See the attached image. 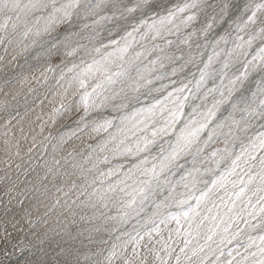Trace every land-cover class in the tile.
I'll use <instances>...</instances> for the list:
<instances>
[{
	"label": "snow or ice",
	"instance_id": "snow-or-ice-1",
	"mask_svg": "<svg viewBox=\"0 0 264 264\" xmlns=\"http://www.w3.org/2000/svg\"><path fill=\"white\" fill-rule=\"evenodd\" d=\"M0 50V264H264V0H0Z\"/></svg>",
	"mask_w": 264,
	"mask_h": 264
},
{
	"label": "rangeland",
	"instance_id": "rangeland-1",
	"mask_svg": "<svg viewBox=\"0 0 264 264\" xmlns=\"http://www.w3.org/2000/svg\"><path fill=\"white\" fill-rule=\"evenodd\" d=\"M0 54H3L2 53V50H0ZM21 63L23 62L22 58H21ZM18 88L20 87L19 85L17 86ZM7 89H5L6 91ZM27 92V86H24L23 89H22V93H25ZM4 97L2 94H0V100H3ZM18 101L23 104L24 100H25V96L23 94H21L18 98ZM45 105L46 107L44 108L43 112L41 111L40 108H36L35 109V115L32 116V119L33 120H36V115H41L43 116L44 119H47L46 115H44L45 111L47 112L49 110V108L51 107V105H48L47 104V101H45ZM37 125L39 124V121H36ZM59 127V126H57ZM51 130L53 132H55V129H47L44 133V135H47L48 131ZM37 131H38V128H37ZM43 139V136H38L37 137V140H42ZM74 144L78 147H85L84 144L81 143L80 140H76L74 141ZM27 144H24L22 142V151H21V156H24V159L26 160L27 157L24 155L25 154V151H26V148H27ZM41 151H43V149L41 148L40 149ZM49 151H51V149L49 148ZM5 158L4 157V153L3 152H0V159H3ZM23 161H21L19 158H14V163L12 165L13 169H15V164L16 163H22ZM4 168V165L3 164H0V175L3 174L2 170ZM46 211V209L43 207V206H37L36 209L33 210V216H32V219L33 220H36V221H39L41 218H44V212ZM49 225L52 226V227H55L56 225V217L54 214H49ZM61 219H63V217H61ZM76 223L75 224H69L68 227L72 230V234L73 235H76L77 231H79L80 229H87L89 227H91L90 225L86 224V223H83L79 220V217H76ZM45 225L43 224H37V227L35 229H29L27 227V224L24 225V230L23 231H20L19 233H14V237L15 239L12 241V243H16L17 241L19 240H23L25 244H29V243H35L36 242V237H34L32 235L33 232H36L37 231V235H39L41 232L44 231L45 229ZM65 239H67V237H65ZM4 247V245L2 243H0V248ZM74 248L76 249H79L81 252H95L97 250L98 247H102V245H95V244H89L87 242V240H83V244H81L80 242H77L73 245ZM8 250L9 251H12L11 249V246L9 245L8 246ZM13 264H16L15 261H13Z\"/></svg>",
	"mask_w": 264,
	"mask_h": 264
},
{
	"label": "bare ground",
	"instance_id": "bare-ground-1",
	"mask_svg": "<svg viewBox=\"0 0 264 264\" xmlns=\"http://www.w3.org/2000/svg\"><path fill=\"white\" fill-rule=\"evenodd\" d=\"M45 113H46V111H45Z\"/></svg>",
	"mask_w": 264,
	"mask_h": 264
}]
</instances>
